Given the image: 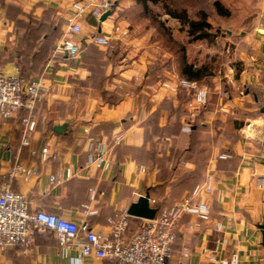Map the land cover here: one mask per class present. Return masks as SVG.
<instances>
[{
	"label": "crops",
	"instance_id": "1",
	"mask_svg": "<svg viewBox=\"0 0 264 264\" xmlns=\"http://www.w3.org/2000/svg\"><path fill=\"white\" fill-rule=\"evenodd\" d=\"M72 2L0 0V64L7 74H19L18 61L23 58L17 55L16 15L23 20H29V14L40 19L49 11L55 22L66 19L65 33L50 51L40 74L31 73L32 78L46 79L50 93L32 114L20 110L11 118L0 116L4 119L0 121V184L9 181V172L16 164L34 168L38 175L28 181L21 176L11 181L14 189L27 196L32 211L45 209L77 222L85 220L95 231L110 235L112 221L141 196H149L151 207L153 199L171 207L211 175L214 189L204 197L210 214L201 217L185 213L176 221L170 264H222L233 253L237 254V264H264V89L258 93L254 87L264 85L260 83L264 80V24L254 27L247 38L246 49L251 52L245 50L241 56L244 82L254 85L246 89L244 96L236 93L225 100L221 84L210 90L206 79L195 83L208 88V101L193 109L196 89L181 87L184 77L176 70V75L169 72L167 80L157 78L162 71L154 77L149 52L133 51V57L102 59L106 62L105 88L122 96L110 106L102 92L90 85L94 66L90 46H97L90 37L94 31L111 35L117 12L105 21L86 15L81 20V33L74 35L82 50L78 57L71 58L58 45L73 15ZM9 5L16 8L8 13ZM17 8L27 15L16 13ZM171 106L179 107L184 124L199 117L200 124L214 137L209 136L210 145L201 162L200 150L192 152L186 141L178 142L176 148L185 150L184 157L172 179L166 180L148 158L152 145L146 140V132L149 128L151 133L149 121L160 107L159 126L175 121L176 112L170 113ZM26 131L30 134L29 146L23 145ZM168 139L155 138L157 163L170 153L172 139ZM201 139L203 145L207 139ZM46 141L51 145L44 159L41 149ZM102 152L112 158L109 169L95 161ZM198 168V179L175 183ZM52 175L56 177L54 183L50 181ZM142 223V218L130 216L124 237L130 240ZM22 253L31 254L35 264H122L95 255L84 256L80 245H63L49 231L37 233L34 246Z\"/></svg>",
	"mask_w": 264,
	"mask_h": 264
},
{
	"label": "built area",
	"instance_id": "2",
	"mask_svg": "<svg viewBox=\"0 0 264 264\" xmlns=\"http://www.w3.org/2000/svg\"><path fill=\"white\" fill-rule=\"evenodd\" d=\"M117 1L73 0L71 4L73 15L69 20L67 32L58 45L60 51L67 52L71 58L78 57L82 45L75 40L74 35L82 31L81 20L86 15L100 20L109 11L111 14L107 19L112 18L118 8ZM94 32L90 37L91 42L102 47L112 46L115 35L127 34V30H123L115 23L111 35ZM180 85L187 90L196 89L191 103L193 109L207 103L209 94L207 87H198L195 82L186 79H181ZM50 90L51 86L44 77L25 81L19 74H7L0 65V116L11 118L20 110L32 114L36 105L50 93ZM184 129L189 131L190 126L185 125ZM116 142L119 143L120 139ZM30 143V134L26 131L23 145L29 146ZM50 145V141H46L41 149L44 159L49 155ZM95 161L104 169H109L113 163L106 152L99 153ZM141 170L145 171L143 167ZM34 175H38L36 169L16 164L9 172V181L0 184V252L15 248L27 252L34 246L37 233L51 231L57 235L63 245H80L81 254L84 256L95 255L122 264H170L176 221L185 213L208 216L210 207L204 201V197L211 194L214 189L213 177L208 175L204 182H200L190 194L182 197L171 207L159 205L156 199L151 200L156 215L151 219H143L139 230L127 240L124 233L131 216L128 210L123 211L118 220L112 221L110 235L95 231L85 220L77 222L45 209L32 211L27 196L14 189L11 181L19 176L28 181ZM55 180L56 177L52 175L51 183ZM86 213H89L88 210ZM237 263L236 253H233L230 259L222 261V264Z\"/></svg>",
	"mask_w": 264,
	"mask_h": 264
},
{
	"label": "rangeland",
	"instance_id": "3",
	"mask_svg": "<svg viewBox=\"0 0 264 264\" xmlns=\"http://www.w3.org/2000/svg\"><path fill=\"white\" fill-rule=\"evenodd\" d=\"M216 1L222 3L227 15L223 16L217 13L214 8ZM184 3H186L185 0H176V4ZM203 7L210 10L209 21L213 27L208 30L210 33L208 38L193 40L188 32L189 27L182 25L179 20L166 14L162 2L150 3L148 10H146L136 0H118L117 13L115 19L112 20L115 25H120L123 30H127V34L115 35L112 39V46L97 45L98 49L104 48L101 50L102 59L113 58L118 60L135 56L133 51L134 53L136 51L140 53L148 51L151 55L150 59L153 60L150 68L154 77L162 71L163 74L161 73V76L157 78L167 80L170 78V73L176 75L175 70L178 69L181 54L177 55L175 50L181 45H186L188 60L195 61L200 65L211 63L208 65L211 67L210 72L213 77L205 82L209 89L212 87L214 90L215 85L221 84L225 100H228L230 95H236V93L244 96L246 89L254 85L249 84L247 80L244 82L241 56L245 50L251 52L250 49H246L249 46L247 38L254 27L264 24V0H191L190 8L194 13ZM60 21L63 22L62 29L65 33L66 19H57L56 22L59 23ZM63 33L62 35H64ZM170 36L177 45L171 44L172 42L168 40ZM97 53L98 51L93 56H97ZM101 69L100 66L95 67L96 82H99L103 76L105 77V72ZM177 78H175L176 81ZM260 83L264 84V80ZM254 87L258 93L264 89V85L261 86L260 84ZM262 98L264 97L262 96ZM2 120L4 119L0 118V121ZM210 135L212 134L206 130L201 132L200 136L207 140L203 145L201 144L205 148L198 152L199 162L206 157L210 145L208 142L211 141L210 137H214ZM230 136L235 138L233 132ZM22 252L17 248L1 251L0 264H35L31 254L26 255Z\"/></svg>",
	"mask_w": 264,
	"mask_h": 264
},
{
	"label": "trees",
	"instance_id": "4",
	"mask_svg": "<svg viewBox=\"0 0 264 264\" xmlns=\"http://www.w3.org/2000/svg\"><path fill=\"white\" fill-rule=\"evenodd\" d=\"M138 4H141L146 10L149 8L150 3H163V8L165 9V13L170 15L171 17L179 20L182 25L189 27V35L193 38V40L206 39L209 37L210 30L213 26L209 21L210 10L208 8H200L196 13L191 11L190 4L191 0H185L184 4H176V0H136ZM118 3V1H117ZM15 9L16 7L8 6L7 11L9 13L10 9ZM214 8L219 15H227L225 12V8L220 1H216L214 3ZM18 14L27 15L24 13L21 8H17ZM194 13V14H193ZM29 20L18 19V16L15 17V24L18 28L17 34L19 39V46L17 55L19 57H23L18 61V66H20L19 75L25 81H30L33 78L31 77L32 72H37L40 74L42 67L48 61L50 51L55 48L57 41L60 39L63 29H62V21L59 23L53 21L49 17V11L45 12L44 15L38 19L29 14ZM171 44L177 45L176 41L170 36L168 39ZM24 48L23 50H19ZM187 47L186 45H181L180 48L176 49V54H181L180 60L178 63V69L176 70L182 77H184L188 81L192 82H203L204 80H210L213 75L210 72V62L205 64H197L195 61H188L187 57ZM90 57L93 60L94 66L92 67L93 82L90 83L94 88L99 89L102 92L103 99L109 103L110 106L116 105L121 100V95L116 92H111L105 88L106 76L102 77L99 82H96V71L95 67L100 66L101 71L105 72L106 62L102 61V51L98 49L97 46H90ZM98 51L97 56H93V54ZM102 54V55H101ZM104 68V69H103ZM105 75V73H104ZM192 94V91L190 92ZM165 104V102H164ZM163 105V108L166 106ZM161 111V107L159 111L155 112L153 115V119L150 120V124L152 126L151 133L146 132V140L151 143L152 148L149 151L148 158L152 162V167H156L159 169L160 174L166 179H172L174 175V170L177 167L178 163L183 159L185 150L177 149L176 145L178 142H187L189 148L192 152H196L197 150L201 151V132L204 129V126L200 124L199 117L194 119L193 121H186L187 124L182 123V113L179 109L169 107V111L172 114L176 112V119L173 123H170L167 126H159V113ZM189 125V131L184 130V126ZM158 138V141H161L162 138L172 139V145L169 154H164L163 160L157 163V149L155 140ZM168 139V140H169ZM201 168V167H200ZM200 168L195 170L190 174H185L183 177H180L175 183L185 184L191 182L194 178H199Z\"/></svg>",
	"mask_w": 264,
	"mask_h": 264
},
{
	"label": "water",
	"instance_id": "5",
	"mask_svg": "<svg viewBox=\"0 0 264 264\" xmlns=\"http://www.w3.org/2000/svg\"><path fill=\"white\" fill-rule=\"evenodd\" d=\"M111 14V11L105 13L101 17V21H105L107 17ZM264 111V108H263ZM56 130L59 131V128L57 127ZM128 213L131 216L142 218V219H151L154 218L156 215V209L150 206L149 196L143 195L140 197V199L132 203L128 209ZM262 230V246L264 247V224L261 226Z\"/></svg>",
	"mask_w": 264,
	"mask_h": 264
}]
</instances>
